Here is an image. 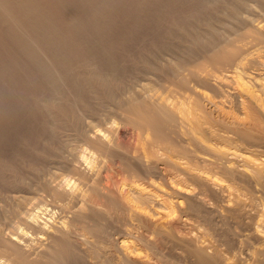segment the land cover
<instances>
[{
  "label": "rangeland",
  "instance_id": "1",
  "mask_svg": "<svg viewBox=\"0 0 264 264\" xmlns=\"http://www.w3.org/2000/svg\"><path fill=\"white\" fill-rule=\"evenodd\" d=\"M240 1L247 2L94 0L88 6L76 0L59 11L67 24L51 36L57 48L52 40L39 41L36 30L25 35L40 60L47 61L46 72L13 46L8 26L0 22V193L11 183L35 182L47 169H66L63 163L75 159L85 173L80 172L83 182L61 171L55 181L74 189L75 216L69 217L65 204V217L58 215L56 224L62 220L61 228L86 256L109 255L117 264L124 259L132 264H196L180 250L194 246L221 262L252 264L255 250H264V47L253 38L236 43L247 50L237 68L223 59L209 61V48L222 39L221 25L241 13ZM41 7L47 13L46 4ZM25 23L18 21L20 27ZM49 26L43 27L47 36ZM183 59L197 70L194 84L185 75L188 88L178 84L182 71L177 64ZM47 71L58 82V109L48 103ZM146 73L163 84L153 94L180 122L175 148L153 142L149 134L123 122L117 111L119 101ZM86 122L97 132L108 126L109 137L99 135L114 146L109 147L113 152L80 151L74 134ZM51 128L59 132L56 139ZM119 153L130 157V166ZM232 233L234 240L243 238L255 250L226 249L224 241ZM43 239L41 234L27 236L21 245L29 250Z\"/></svg>",
  "mask_w": 264,
  "mask_h": 264
},
{
  "label": "bare ground",
  "instance_id": "2",
  "mask_svg": "<svg viewBox=\"0 0 264 264\" xmlns=\"http://www.w3.org/2000/svg\"><path fill=\"white\" fill-rule=\"evenodd\" d=\"M74 1H76V0H73V1L72 0H0V22L2 24H5L8 26V29H6V31L10 35V36L9 35L8 36L11 37V39H12L11 43L13 44V46L17 47V49L19 48L21 50L22 55L27 56L30 61L38 64L40 69L44 72H46V70L48 68L47 61L44 63L40 60L39 54L37 53V51H35V49L32 50V44L29 43L30 41L27 42L24 39L25 35L27 32H32V31H34V33H36L35 32V30H36L37 31L36 37L39 39V41L42 40V42L50 43L49 41L52 40L51 41L52 46L57 48V43L55 41H53L52 37L57 30H61L62 26H65L67 24V18L66 19L64 18L63 20L60 19V17H63V16L60 14L59 11L66 9V8H69V4H71ZM246 1L247 2H254L255 4L251 5V4H248L247 2L245 3L244 1L243 2L240 1V3H238L239 8H241V13L238 12L239 14H237V15H231L232 18L231 17L230 18L233 20L229 21V23L226 25L225 24L221 25L222 26L221 27L222 37L220 36L221 34L217 35V37L220 36L222 39H220V41H218L219 39H217V41H218L217 44H214V45L212 44L213 45L212 48H209L210 49L209 53H211V56L209 55V57H210L209 61L211 60V62H219V61H221V59H223L229 63L230 68H237L239 66V63L241 62V59L245 56V55L243 56V54L247 50L243 51V48L241 47L242 48L241 49L240 46L238 47L236 45V43H241L243 41H245V43H246V40L248 38H251V39L253 38V40H255L257 42V46L259 44L260 47H264V0H246ZM43 3L46 4V7H47L46 10H48V11H46V10L45 11L47 13H44L43 10H42L43 12L40 10V7L43 5ZM83 3L88 5V6H94V0H83ZM95 3H96V1H95ZM233 6L235 7V5H233ZM44 8H45V6H44ZM41 9H42V7H41ZM234 9H236V7ZM231 12H232V10H231ZM235 12H236V10H235ZM44 14H46V16ZM58 14H60L61 16ZM229 14H231V13H229ZM226 18H227V16H226ZM20 19L27 20L28 23H25V24H27V26L20 27L19 26L20 23L18 24V21ZM46 21H47V23H46ZM47 24H50V26H49L50 27V30H49L50 35L49 36H47V34H45V33H47V29H45L46 32H44V29H43V27ZM41 28H42L44 33H42L40 31ZM7 32H5V33H7ZM211 38H210V40H211ZM192 40H194V39L192 38ZM214 41H212V42L214 43ZM245 43H243V45ZM34 44H35V42H34ZM209 44H211V43H209ZM46 57L48 58V56H46ZM50 58L51 57H49V59ZM52 58H53V56H52ZM165 59L162 58L164 63L167 62V59L166 60ZM199 59H201V58H199ZM184 60L185 59H183V61H181V62L178 61L179 64H177V66L181 69L182 72H180L179 76L177 75L179 78V79L178 78L177 79L179 80L178 84H181L183 87H187L189 77H190V80L192 81L193 84H194L195 80L197 79V70L194 66H189L188 62L187 61L184 62ZM170 61H169V63H170ZM189 62L191 63V61H189ZM173 63L174 62H172V64ZM158 64H160V62ZM166 64H168V63H166ZM166 64H162V66L166 65ZM200 64H201V62H200ZM156 65H157V63H156ZM156 69H158V68H156ZM48 71H49V69H48ZM48 71H47L46 77L49 79V81L51 83V88H50L51 92L49 90H47V91H49V93H51V98H50L51 100H49L50 102H48V103L51 105V107L52 106L55 108L57 107V109H58V106H55V104L58 105L57 104L58 102H56V99L59 96H57L55 98V96L58 93V89H57L58 85L56 86V84H58V82H56V80H57L56 76L53 75V73L52 74L49 73L50 71L49 72ZM147 74L148 73L141 75L138 78L137 82H135V83H137L136 84L137 87L133 88L131 91L129 90V92H127V95L123 98V100L121 99L119 101L120 104L118 103L116 105L117 111H120V114H121V117L120 116L119 117L120 118L123 117L125 119V121H123V122H127V124L130 123L131 125H133L135 128H137L142 133L149 134L150 135L149 137H151L150 140H152L153 142L164 143V144L168 143V145H170V147H173V145H174V148H175L178 145V144L177 145L174 144V142L176 143L175 137H176V135L178 136L177 130L180 128L179 127L180 122L177 119V117L173 113H171V111H169V108L167 109L166 105L159 101L160 97L158 96L159 98L157 99L153 94V90L155 89L154 87L157 86L158 89H161L163 84L161 85L160 81H158L160 83L157 82V80H158V79H156V78H158L157 76L155 78V77H152V75H153L152 73H150V74H152L151 76H150V74L149 75H147ZM185 75H187L188 78H186L187 76H185ZM46 81H48V80H46ZM49 81H48V84H49ZM197 81H198V79H197ZM176 87H179V86H176ZM30 88H31V86H30ZM155 94H156V92H155ZM159 95H160V93H159ZM166 100H167V98H166ZM168 103H167V105H168ZM185 121H186V119H185ZM89 123L85 124V128L79 129L77 132L75 131L76 133L74 134L77 142H79V145L81 146L80 151H82V150L87 151V149H88V150H91V151L93 150L96 152L97 151L107 152V150L109 149L111 144H109V140H107V139L105 140L103 138L109 137L108 126L104 127L103 129H98V132H97V130L96 131L92 130L91 126L93 124L90 123L91 124V126H90ZM93 127H94V125H93ZM110 129H111V127H110ZM50 130H51L50 133L52 134L51 136H53L56 139V137L59 136L58 135L59 132L56 131L55 128H51ZM100 132H102L103 138L99 135ZM60 135H61V133H60ZM111 147H114V146H111ZM72 150H73V148H72ZM112 150H110V151H112ZM180 151H181V153H184V154L186 153L185 150H183V152H182V149H180ZM192 151H195V150H192ZM118 152L119 151H117V153ZM112 154H110V155H112ZM114 156H116V155H114ZM119 156H121V158L119 157V159L122 160L126 166L127 165L130 166V162H131L129 160L130 157H129V159H126L127 157L121 155L120 153H119ZM131 159H133V158H131ZM69 160H71V159H69ZM128 160L130 162H128ZM134 160H135V158H134ZM74 161L75 162H73V161L72 162L69 161L66 163L64 162L65 164L63 163V168H66V169H47L45 171V175L42 176L40 179L38 178V180H36L35 182H33V180H32L31 183H25V182L23 183L22 182V184H21L20 180H22V179H20L19 180L20 184H18L19 182L14 183V184L11 183L9 185L10 188L7 187L8 190L6 192L0 193V258H3L6 263H9V264H117L116 263L117 261L115 262L113 257H109V255H108V257H106L104 255H102L103 257L100 255H99V257L97 255L86 256L88 253H85L84 251L82 252V250L80 251L78 249L77 245H74V243L71 241V239H69L67 237L66 233L63 231V229L60 226L62 223V220L59 223V225L56 224L57 223L56 219H61L60 217H62V218L65 217V215H62L63 213L65 214L67 212V213L71 214L69 217L75 216L72 212L74 210L73 208L77 205L76 203H77L78 197H77L76 193L74 195V191H73L74 189H71V188L67 189L66 188L67 186L62 187L61 183L58 184L57 182H55L56 179L58 178V173H57L58 171H61V173L62 172H68L70 174H73L72 176L76 175L77 177H79L76 180L78 182H79V180L81 181L83 179V177H82L83 175L80 174V172H82V171L79 172V168L77 169V166H76L77 161L75 159H74ZM79 164H81V163H79ZM132 164H133V162H132ZM136 169L139 170L141 168L136 167ZM35 170L36 169H34V171ZM39 170L40 169H38L37 171H39ZM41 173H40V176L42 175ZM83 174H85V173H83ZM38 177H39V175H38ZM75 179H76V177L74 178V180ZM25 180H27V179H25ZM65 181H66V179H65ZM15 182H17V181H15ZM69 182H70V180L68 179L66 185H68ZM82 182H83V180H82ZM84 183H85V179H84ZM78 186H79V184H78ZM260 196H261L260 198L264 199V192H261ZM140 201H142V200H140ZM65 204H66L65 207L68 209V211H66V212L63 209V206ZM55 214H56V216L54 217ZM58 215H60L59 218H58ZM242 231H244V230H242ZM239 232H241V231H239ZM245 233L246 232H244V234ZM39 234H41V236L44 237L43 242L41 241L40 244H38V246L36 245L37 247L35 246L34 248H31V249L29 248V250L23 249L21 243L27 242V236L36 237ZM232 235H233V233L231 235H227V237L224 241L225 246L227 247L226 249L233 251V252H237L241 248H243L245 250H247L246 248H249L248 250H250V251H251V249H253V247H252L253 245L250 244V242L248 243V242H246L247 240L246 241L242 240L243 238L241 240H236L237 238L234 240V237ZM176 240H175V242H176ZM173 244L174 243H172L171 246L175 247L176 245L175 244L173 245ZM181 246H182V244L180 245V247ZM181 248H183V249H180V250H182V252L184 250L189 255H191L192 258H194V261L196 262V264H228L227 260L226 261L223 260L221 262L219 259L216 258V256H213L212 254L208 255V253H206V251L204 252L203 250H201L198 247H194V246L193 247L192 246H187V247L184 246L183 247L182 246ZM243 249H241V251ZM178 250H179V248H178ZM253 250H255V249H253ZM233 252H232V254H233ZM253 253H254V251H253ZM255 253L257 255L253 256V260L255 257L258 259L259 256H260V258H259L260 260L259 259L257 260L255 258V260L252 261L251 263L252 264H264V250H262V249L260 251L255 250ZM88 258L94 259V261L96 260L95 263H92L91 261H89ZM228 259H230V258H228ZM5 262L3 261V263H5ZM118 262H120L119 264H132L125 259L118 261Z\"/></svg>",
  "mask_w": 264,
  "mask_h": 264
}]
</instances>
